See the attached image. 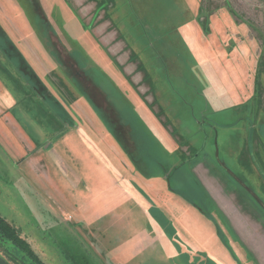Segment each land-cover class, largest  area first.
Here are the masks:
<instances>
[{
  "label": "rangeland",
  "instance_id": "374dc122",
  "mask_svg": "<svg viewBox=\"0 0 264 264\" xmlns=\"http://www.w3.org/2000/svg\"><path fill=\"white\" fill-rule=\"evenodd\" d=\"M215 42L232 60L243 54L252 88L234 109L249 115L245 128L219 130L218 151L209 129L215 118L200 114L203 99L195 93L211 100L215 86L192 69V63L200 67L196 58L202 51L215 52ZM110 72L162 121L170 139L189 154V167L203 165L197 173L186 171L192 186L166 182L209 218L210 226L204 221L199 226L202 238L213 222L227 224L215 217L232 195L236 206L264 229L258 201L264 204V0H0V218L7 225L0 223V255L9 264H75L74 257L83 256L74 250L80 243L93 259L107 264L116 251L125 250L117 244L121 225L95 220L91 211L75 206L70 182L51 153L65 132L83 127L116 164L106 150L114 132L105 112L88 98L99 95L91 93L87 78L108 93L124 118L140 124L117 95ZM232 109L225 107L218 117L229 121ZM237 130L246 139L231 140ZM201 136H206L203 150L198 149ZM194 174L208 185L209 194ZM49 205L60 215L49 213ZM73 206L79 208L77 220ZM229 239L241 244L239 235ZM243 251L233 255L241 257ZM206 255L190 257L212 259Z\"/></svg>",
  "mask_w": 264,
  "mask_h": 264
},
{
  "label": "crops",
  "instance_id": "0c3cea01",
  "mask_svg": "<svg viewBox=\"0 0 264 264\" xmlns=\"http://www.w3.org/2000/svg\"><path fill=\"white\" fill-rule=\"evenodd\" d=\"M217 43H214L215 52L202 51L201 56L197 53L199 57L196 59L200 67L197 68V65L192 63L194 66L192 69L196 76L208 79L210 87L213 84L215 86L211 100L207 98V94H201L197 89L195 93L201 95L200 98L203 99V106H199L200 114L210 113L215 118L213 123L215 126L209 125V129L212 134H215V150L218 151V131H229V128L236 129V126L240 128L250 118L249 115L236 113L234 109L241 107L246 97L244 95H251L252 88L249 80L251 71H246L245 64L243 66L241 61L245 59L242 57L243 54L240 53L238 55L240 58L237 56L236 60H232V55L221 51L220 42ZM228 44L231 45V42ZM203 69L207 70L203 71ZM108 75L115 77L112 80L117 95L127 107H131L130 114L140 124L135 127L132 119L129 121L124 118L116 109L115 104L110 101L108 93L87 78L93 87L91 93L99 95V99L92 100L90 96L88 98L91 102L94 101L93 106L105 112L104 115L108 118L114 132V140L105 145L106 150L113 154L111 158L116 161V164L108 158L107 152L92 142V138L83 127L75 129V126L73 130L65 132V135L59 139V148L51 150L52 157H55L54 161L58 163L59 172L61 170L70 182L71 197L75 206L78 205L80 208L91 211L95 220H110L114 223L113 225L122 226L117 232L119 236L117 244L125 246V250L116 251L115 260L107 259L108 263L264 264V229L261 228L258 220L252 219L251 216L245 214L246 212H242L241 207L236 206L237 198L234 195H232L233 198L229 196L225 202L226 209L215 217V221L223 219L227 221V224L213 222L207 238H202L205 235H202L204 231L200 230L199 226L202 221L204 224L205 222L208 223L207 225L211 224L209 218H205L206 215L199 212L198 208L190 207L187 204L189 199L185 200L183 196L178 197L175 192L170 191L171 184L168 183L167 187L166 182L175 180L178 187L192 186L187 181L186 171L190 169L197 173L198 166L201 168L203 165L197 163L198 165L190 168L189 154L170 139L165 131L167 128L162 126V121L149 113L150 111L145 106L143 107L136 91L124 84L114 72ZM202 81L206 83L205 80ZM35 83L44 85L41 80L37 79ZM225 107H232L234 115L232 117L226 112V116L227 114L228 117L231 116L226 122L218 117L225 111L223 110ZM260 109H264L263 104ZM261 118L259 116L260 120ZM202 123L198 120L196 125H199L201 129ZM230 125L233 126L229 127ZM242 128L245 127L242 126ZM200 132L203 136L205 131L200 130ZM241 134L244 133L238 130L232 132L231 140L246 139V136ZM202 136L199 137L202 140L198 147L200 150H203L205 146L206 136L203 138ZM247 136L251 138L250 134ZM257 137L255 139L259 141L261 137ZM255 146L259 147L257 144ZM196 152L194 157L198 158ZM243 152L245 154V151ZM63 154H68L66 159L62 156ZM154 154L158 157L157 160L151 159L155 156ZM57 175L59 176V173ZM182 177L185 178V182H182ZM196 178L205 193L209 194L208 185H204L201 177ZM258 201L264 209V204ZM75 206L72 208V215L77 220L79 208ZM218 207L220 208L219 204ZM48 209H50L48 212L54 216L60 215L58 209L50 205ZM230 235H239L241 244L228 242ZM242 250L244 251L241 257L237 254L233 255L234 252L239 253ZM194 252H206V256L212 259H191L190 256ZM90 254H88L89 261L94 264H105L101 260L96 261ZM179 254V258H176L175 256Z\"/></svg>",
  "mask_w": 264,
  "mask_h": 264
},
{
  "label": "water",
  "instance_id": "95a60500",
  "mask_svg": "<svg viewBox=\"0 0 264 264\" xmlns=\"http://www.w3.org/2000/svg\"><path fill=\"white\" fill-rule=\"evenodd\" d=\"M78 246L74 248V250H81L83 252V256H80L78 258L74 257L73 261L76 263L75 264H94L93 262L89 261L90 257H88V253L83 246H81L80 243H76ZM74 250L71 251L74 253ZM76 258V259H75ZM0 264H9V262L0 255Z\"/></svg>",
  "mask_w": 264,
  "mask_h": 264
},
{
  "label": "trees",
  "instance_id": "16d2710c",
  "mask_svg": "<svg viewBox=\"0 0 264 264\" xmlns=\"http://www.w3.org/2000/svg\"><path fill=\"white\" fill-rule=\"evenodd\" d=\"M0 223H1V224H5V223H3V221H2V219H1V218H0ZM5 225H6V224H5ZM6 226H7V225H6Z\"/></svg>",
  "mask_w": 264,
  "mask_h": 264
}]
</instances>
